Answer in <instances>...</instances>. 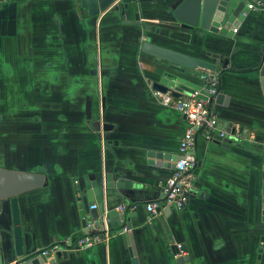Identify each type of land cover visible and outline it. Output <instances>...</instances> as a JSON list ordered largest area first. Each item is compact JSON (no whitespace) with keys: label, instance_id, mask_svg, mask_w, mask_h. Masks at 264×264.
Returning <instances> with one entry per match:
<instances>
[{"label":"crops","instance_id":"obj_1","mask_svg":"<svg viewBox=\"0 0 264 264\" xmlns=\"http://www.w3.org/2000/svg\"><path fill=\"white\" fill-rule=\"evenodd\" d=\"M119 1L89 17L80 0H0V168L45 177L18 197L24 251L71 242L55 264H264V87L255 71L264 12L247 13L237 32L223 36L216 24L208 31L176 21L184 0H131L126 16ZM137 22L160 34L143 33ZM147 36L220 62L221 99L212 111L227 136L197 140L184 209L165 203L163 187L181 157L187 120L153 90L157 69L141 50ZM182 76L207 87L205 75ZM184 90L182 97L194 91ZM89 181L100 191L90 199ZM113 211L128 214L131 228L110 227ZM97 233L103 239L92 247L77 244ZM18 259L6 200L0 264Z\"/></svg>","mask_w":264,"mask_h":264},{"label":"water","instance_id":"obj_2","mask_svg":"<svg viewBox=\"0 0 264 264\" xmlns=\"http://www.w3.org/2000/svg\"><path fill=\"white\" fill-rule=\"evenodd\" d=\"M118 0H80L81 7L84 14L89 17H97L101 13L110 10ZM131 0H122L120 5L121 15L126 16L128 13V2ZM248 0H184L174 10L176 21L188 28L201 30H214L213 26L218 27L217 32L223 36H230L233 34L232 30L238 28L239 24L244 20L245 15L249 13L247 4ZM114 8V7H113ZM136 18L139 20V16ZM134 25L142 26L141 22ZM143 33L151 32L160 34V30L155 32L151 25L142 26ZM215 31V30H214ZM141 50L147 55L156 66V72L153 76V90L161 94L170 93L175 98H181L187 92L185 88H191L197 91H203L202 88L196 87L189 82L182 75H192L195 77H203L204 75L218 74L220 62L213 63L207 60L199 59L187 54L174 51L153 42L152 37H145L142 39ZM260 76L261 83L264 87V48L261 52L260 65L255 70ZM220 79V78H219ZM207 93L200 96L202 100H207L205 96ZM216 99H221L218 94ZM211 99V103L213 102ZM209 106V111H212V106ZM220 126H222L220 124ZM225 128H233V125L226 122ZM107 125L104 126L106 130ZM235 133V130H233ZM226 140V139H225ZM224 140V141H225ZM230 143V141L228 142ZM181 158V157H180ZM179 158V160H180ZM110 182V180H108ZM45 183V177L39 173H27L10 169L0 168V202L9 200L12 206V216L14 225V238L16 257L19 258L16 264H55L56 261L62 260L68 256V252L64 249L57 252L55 257L51 255H43L41 252H35L30 255L24 251L23 233L20 220V209L18 197L28 192L40 189ZM111 185L109 183L108 187ZM89 199L91 198V190L94 189L96 195L100 194L97 183L93 181L87 184ZM93 199H91V202ZM264 208V205H263ZM96 210V209H95ZM97 211V210H96ZM96 211H92L94 219L98 220ZM128 214L123 217L113 211L108 215L109 226L118 227L126 221L124 227L131 228L127 218ZM84 217V215H83ZM84 227L88 226L86 219L83 221ZM182 251H187L186 245H181ZM180 259L182 262L187 260ZM189 260V259H188Z\"/></svg>","mask_w":264,"mask_h":264},{"label":"built area","instance_id":"obj_3","mask_svg":"<svg viewBox=\"0 0 264 264\" xmlns=\"http://www.w3.org/2000/svg\"><path fill=\"white\" fill-rule=\"evenodd\" d=\"M249 12H264V1L256 0L247 4ZM237 32V29L234 30ZM205 80L207 87L205 96L207 100H202L201 95L204 91L194 90L182 98H175L170 93L162 94V102L181 112L187 120L186 131L180 141L181 158L176 162L173 176L164 185L163 190L168 206L184 209L187 207L194 188V176L191 173L193 167L192 151L194 150L197 140L203 138L207 141L221 140L227 136V132L220 126L219 117L209 111L211 99L217 97L220 92V79L218 74H206ZM213 100V102H214ZM213 102L211 106L213 107ZM94 205L92 209H96ZM147 211L152 215H157L158 205H147ZM103 239L102 233L95 235H86L81 238L77 244L80 248L92 247ZM71 242L57 244L48 250L40 251L41 254L55 257L57 252L62 249L67 250L72 245ZM14 264V263H12Z\"/></svg>","mask_w":264,"mask_h":264}]
</instances>
